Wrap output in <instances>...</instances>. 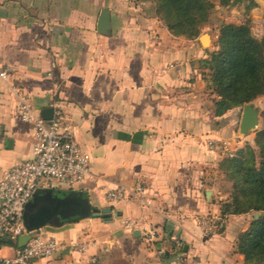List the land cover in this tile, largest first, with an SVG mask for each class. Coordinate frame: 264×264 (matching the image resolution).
I'll list each match as a JSON object with an SVG mask.
<instances>
[{"label":"crops","instance_id":"1","mask_svg":"<svg viewBox=\"0 0 264 264\" xmlns=\"http://www.w3.org/2000/svg\"><path fill=\"white\" fill-rule=\"evenodd\" d=\"M154 6L0 0V73L7 70L0 75V167L33 157L34 126L17 112L21 96L40 114L57 102L90 160L80 183L52 182L32 194L28 211L58 204L40 230L63 246L28 264H246L236 239L258 213L221 214L230 191L218 167L228 145L243 141L235 140L237 107L214 116L217 96L199 70L205 47L171 34ZM103 9L105 34L97 30ZM116 185L126 194L109 202L105 193ZM203 217L222 225L207 233ZM14 251L1 246L0 256Z\"/></svg>","mask_w":264,"mask_h":264},{"label":"trees","instance_id":"2","mask_svg":"<svg viewBox=\"0 0 264 264\" xmlns=\"http://www.w3.org/2000/svg\"><path fill=\"white\" fill-rule=\"evenodd\" d=\"M234 0H219L230 5ZM254 3V0H243ZM208 0H155L154 13L174 36L196 39L199 28L209 18ZM199 70L207 88L217 98L214 116L244 106L264 95V34L254 37L246 23H225L218 29L215 49H205ZM255 149L247 145L233 155L226 154L219 169L231 182L229 199L221 204L222 215L258 213L245 231L238 234L236 251L246 264H264V128L256 133ZM15 245L0 237V247Z\"/></svg>","mask_w":264,"mask_h":264},{"label":"built area","instance_id":"3","mask_svg":"<svg viewBox=\"0 0 264 264\" xmlns=\"http://www.w3.org/2000/svg\"><path fill=\"white\" fill-rule=\"evenodd\" d=\"M4 70L0 75L6 77ZM50 119H44L28 104L25 96L19 98L17 112L20 120L34 126L33 157L19 161L8 168L0 167V237L17 243L19 236L26 234L24 211L32 194L39 185L49 186L57 182L72 187L84 180L90 173V160L76 142L72 131L65 124L60 106L53 103ZM136 191L142 186L137 184ZM126 188L116 185L109 188L105 197L109 202L124 198ZM207 233L222 225L217 218L203 217L199 220ZM177 245L179 241L175 239ZM54 237L40 229L21 247L15 246L12 256H0V264H28L31 261L51 257L62 248ZM80 250L84 246L69 245Z\"/></svg>","mask_w":264,"mask_h":264},{"label":"rangeland","instance_id":"4","mask_svg":"<svg viewBox=\"0 0 264 264\" xmlns=\"http://www.w3.org/2000/svg\"><path fill=\"white\" fill-rule=\"evenodd\" d=\"M208 2L211 6L209 18L203 22L202 26L199 28V34L197 38L194 39L197 40L202 34H207L209 40L207 44L204 45L205 49L209 51L215 49V40L218 34V29L222 24L225 23L241 24L247 22L254 37L260 39L263 36L264 0H254V3L243 0H234L230 5H221L219 0H208ZM247 104H251L258 112V124L256 127L248 130L246 133H240L239 123L241 112L244 106H240L235 109L234 113L232 114V119L234 121L235 140L237 138L240 141L239 138H241L243 141L241 140L242 144L239 142L238 144H232V146L228 145L227 152L231 155L239 151V149L245 148L247 145L252 146L258 154L254 139L256 137V133L264 128V95L257 97ZM238 145H242L241 148L238 149ZM220 184L223 188L230 191L231 182L228 181L224 176Z\"/></svg>","mask_w":264,"mask_h":264},{"label":"water","instance_id":"5","mask_svg":"<svg viewBox=\"0 0 264 264\" xmlns=\"http://www.w3.org/2000/svg\"><path fill=\"white\" fill-rule=\"evenodd\" d=\"M110 27V19H109V12L107 9H103L100 12L98 22H97V30L98 32L105 34L108 32V28ZM200 42L202 46L207 44L209 38L207 34H202L200 37ZM53 113V109L46 108L42 111V117L44 119H50ZM258 124V112L251 104H245L242 110L240 123H239V130L240 133L244 134L248 130L256 127ZM27 206V205H26ZM58 209V204H56L54 207L50 205H44L41 207H37L34 210L28 211L25 208L24 211V226L27 231L26 234H23L18 237L17 239V246L21 247L23 246L28 239L31 237L32 232H37L39 229L45 227L48 225L51 221V218L53 215L56 214ZM109 209H104L102 212H108ZM98 212H96L94 215H97ZM258 215L256 214L255 217Z\"/></svg>","mask_w":264,"mask_h":264}]
</instances>
